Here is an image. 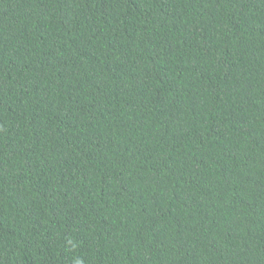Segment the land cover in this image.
<instances>
[{
	"label": "trees",
	"instance_id": "16d2710c",
	"mask_svg": "<svg viewBox=\"0 0 264 264\" xmlns=\"http://www.w3.org/2000/svg\"><path fill=\"white\" fill-rule=\"evenodd\" d=\"M264 264V0H0V264Z\"/></svg>",
	"mask_w": 264,
	"mask_h": 264
},
{
	"label": "clouds",
	"instance_id": "9594fccd",
	"mask_svg": "<svg viewBox=\"0 0 264 264\" xmlns=\"http://www.w3.org/2000/svg\"><path fill=\"white\" fill-rule=\"evenodd\" d=\"M76 264H83V262L81 260L77 259Z\"/></svg>",
	"mask_w": 264,
	"mask_h": 264
}]
</instances>
